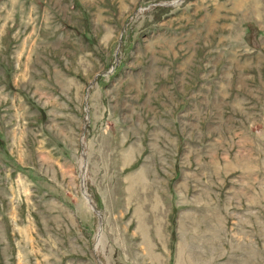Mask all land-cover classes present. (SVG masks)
<instances>
[{"label":"rangeland","instance_id":"rangeland-1","mask_svg":"<svg viewBox=\"0 0 264 264\" xmlns=\"http://www.w3.org/2000/svg\"><path fill=\"white\" fill-rule=\"evenodd\" d=\"M0 264H264V0H0Z\"/></svg>","mask_w":264,"mask_h":264},{"label":"bare ground","instance_id":"bare-ground-1","mask_svg":"<svg viewBox=\"0 0 264 264\" xmlns=\"http://www.w3.org/2000/svg\"><path fill=\"white\" fill-rule=\"evenodd\" d=\"M154 255L156 256L157 254L154 253Z\"/></svg>","mask_w":264,"mask_h":264}]
</instances>
